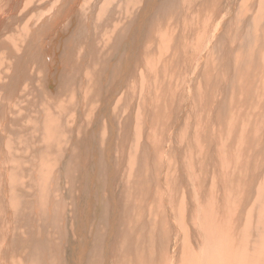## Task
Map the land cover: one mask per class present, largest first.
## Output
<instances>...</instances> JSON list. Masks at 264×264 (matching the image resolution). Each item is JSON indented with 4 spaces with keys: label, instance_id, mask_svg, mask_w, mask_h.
Listing matches in <instances>:
<instances>
[{
    "label": "bare ground",
    "instance_id": "obj_1",
    "mask_svg": "<svg viewBox=\"0 0 264 264\" xmlns=\"http://www.w3.org/2000/svg\"><path fill=\"white\" fill-rule=\"evenodd\" d=\"M63 1L65 4L71 1L69 8L57 6V0H0V63H5L0 67V264H170L168 259L171 264H264V170L255 169L256 160L264 162V0L256 10L260 22L254 38L248 37L244 28L251 20L236 15L241 8L235 9L238 0H222L220 14L217 10L213 12L206 30L195 25L189 30L209 34L202 36L199 53L189 46L187 49L171 46L173 38L183 35L188 39L185 31L190 24L185 19L190 13H198L194 0H188L187 4L186 0H124L126 8L135 2L143 5L135 6L134 17L129 21L97 9L99 4L111 0H84L88 8L77 10L76 4L81 0ZM206 1L210 5L211 0ZM229 6L230 11L225 10ZM70 16L64 29L62 25ZM179 16L183 28L172 26ZM233 27L241 38L234 43L228 42ZM145 28L150 29V33L169 30L165 31V36L172 37L171 45L167 38H160L158 46L162 51L166 48V58L154 55L152 61L164 63L157 79L168 72L166 64L172 66L173 55L180 69L188 66L186 71L170 72L178 84H173L171 78L163 80L164 85L159 86L153 82V73L140 71L144 58L139 54L150 37L142 35L135 39L133 36ZM255 42L262 45L254 47ZM169 50L173 51L171 55H168ZM78 51H83L80 56ZM223 52L238 56L240 65H235L231 57L223 58ZM181 58L185 59L184 63H179ZM54 60L56 68L51 67ZM215 60H218L215 72L220 63L217 75L220 81L216 83L207 81L215 72L205 69L209 65L212 68ZM113 74L117 81L108 86ZM239 74L243 75L241 83L237 82ZM198 78L207 82L203 94L215 99L214 110L221 111L220 116H216L220 123L218 129L227 131L225 139L221 136L218 149L214 147V138L219 130L211 131L212 142L205 163L200 159L197 141L196 151L185 154V145L192 141L189 128L179 121L183 113L178 119L176 107L173 110L176 127L169 142H174L179 155L172 150L168 155L177 158L182 171L187 167L192 171L177 170V176L169 185L171 192H164V188L162 194L150 198V180L141 181L140 175L142 162L151 159L153 151L151 153L140 139L134 169L128 171L125 155H122L120 161L117 158L118 170L113 168L109 176L102 178L96 176L108 168L107 155H117L113 147L110 148L116 135L120 136L122 153L132 145L134 110L142 101L148 102L144 97L150 99L159 88L167 95L178 85L179 101L194 112L185 99L193 103L190 96L198 93ZM52 87L63 88L61 91L70 98L62 109L53 106L58 103L54 97L46 105L42 104L40 88ZM88 87L96 103V110L92 111L94 117L77 115L69 123L65 122L68 111L82 107L83 93ZM104 88L111 94L104 92ZM232 88L230 100L234 104L227 103L224 108L221 104L217 106V96L222 101L224 91L230 94ZM114 95L123 97V105L115 113L111 100ZM18 103L21 119L14 121ZM171 103L172 100L163 107ZM227 112L231 113V120ZM151 114L147 112L140 121L151 120ZM75 132L85 145L71 149L64 156L48 152L59 142L62 133L71 138ZM198 134L201 132L192 136L199 139ZM202 135L208 137L210 133ZM225 147L232 149L226 152ZM183 149L184 155H180ZM37 151L40 153L35 154ZM84 153L92 159L99 158L101 168L90 164V158ZM220 153H238L245 160L252 153L253 164L244 167L239 164L243 167L240 184L225 186L224 191L219 192L218 184L215 190L210 189L208 169L213 170L215 162L218 164ZM75 154L81 156L77 162L71 159ZM189 160L192 163L187 166ZM195 163L199 164V169ZM201 167H205L204 172ZM123 173L133 177L132 188L139 193L126 208L128 189ZM217 179L220 180V173ZM105 184L110 192L101 197L99 192H105ZM147 191L142 199L141 195ZM233 192L236 198H241L246 214L241 209L236 213V204L240 203ZM225 193L227 196L223 197ZM210 199L218 200L223 207H212ZM226 199L232 200L229 207L224 206ZM83 200L86 210L76 239L67 221L76 223L72 204L79 208ZM152 200L156 218L152 223L147 218L135 222L133 212L147 213L153 208ZM178 200L183 206L184 218L173 205ZM199 202L208 204L203 211L200 206V213L195 214ZM85 226L90 228V233L83 232ZM91 227L96 228L92 231Z\"/></svg>",
    "mask_w": 264,
    "mask_h": 264
},
{
    "label": "rangeland",
    "instance_id": "obj_2",
    "mask_svg": "<svg viewBox=\"0 0 264 264\" xmlns=\"http://www.w3.org/2000/svg\"><path fill=\"white\" fill-rule=\"evenodd\" d=\"M187 1L188 0H186V4H187ZM194 1L196 2V6H198L197 7L198 13H190L191 18L189 17V14H188V18L185 19L186 20L185 22L188 25L190 24L188 26V28L186 29L187 32L185 31V33H187V35H188V39H184L183 35H182L179 39L173 38V43H172V37L169 38V37L165 36V33L167 31L169 32L168 29L162 30L159 33L158 32L150 33V29L148 30V28H145L144 30L141 29L140 31L135 33L133 36L135 39L140 38L142 35L144 37H147V36L150 37V41L148 42V45L144 46L143 51H140V54H139L140 57L144 58V63L142 64L144 66L142 67L143 69L141 68L140 71H142V70L144 72L150 71L151 73H153V82H157V84L159 86L164 85L163 80L172 78V75L170 74L171 71H173V72L177 71L178 72L180 70L186 71L189 69L188 66H185L182 69H180L179 66L176 64L175 56L173 55L170 58V63L172 64V66L166 64L168 66V68H167L168 72L164 76L158 77V79H157V75L159 74V69L161 68V65H164V63H161V61L153 62L152 58L154 55H158L160 58H166V48L164 49V51H162V50H159V47H158L160 44V41H162V39H160V38H163V39L167 38L168 39L167 42L169 41L170 45L172 43V45H171L172 49H178L179 47H183V46L187 49V47L189 46V48L192 51L199 53L200 48H201L200 44H201L202 36L207 37L209 34H205V33H203V31L201 34H197L193 30H191V31H189V30L192 28L193 25H195L200 30H204V28L206 30V27L210 25V22L212 20L213 12L215 10H217L220 14V5H221L222 0H211L210 5H208L206 0H194ZM261 1L262 0H238L236 2L235 9L238 7H241L240 10L238 12H236V15L238 17L244 19V20H247V21L251 20V22L246 24L244 27L245 32H246L248 37L254 38L255 28L258 25V23L260 22V18L257 17L256 10L260 9ZM70 4H71V1L65 4L63 0H57V6L61 5V8L62 7H68L69 8ZM136 5L143 6L142 3L135 2L130 8H126L124 6V0H111L110 3L103 2V3L99 4L97 9L106 10L107 12L112 13L114 16H118L119 18H122L126 21H129V20L133 19V17H134L132 11ZM190 6L192 8L195 7L193 5H190ZM231 6H233V5H231ZM231 6L226 7L225 10L230 11ZM251 7H253L254 10L251 9ZM79 8L80 9L88 8L86 6L84 0H81L79 3L76 4V10ZM71 18L72 17L70 16L65 20V23L62 25V27L64 29L67 27L66 24H69L67 22ZM175 21H176V24H173L172 26L176 25V26L183 28V22H182L181 16L177 17L175 19ZM238 24L241 25L242 23L239 22ZM172 26L169 23V29L170 30H171ZM234 27L232 29H230V31H229L228 42L234 43L235 39L241 40L239 34L234 30ZM252 42H253V40H252ZM146 44H147V40H146ZM154 45H156V47ZM253 45H254V47H260L262 44L259 42H255V43H253ZM152 48H156V49H152ZM263 48H264V43H263ZM71 51H73V50L71 49ZM82 52L83 51H78V55L80 56L82 54ZM172 52H173L172 50L171 51L169 50L168 55H171ZM222 55H223V58H226V57L233 58V60H235V65H240L238 62V56L229 55L226 52H223ZM210 56H215V55L211 54ZM145 59H147V60H145ZM188 59L191 60L192 58L188 57ZM173 62H175V63H173ZM184 62H185L184 58H181L179 61V63H184ZM217 62H218V60H215L212 68H211V65H209L205 69H211L212 72H215V67H216ZM4 64L5 63H3V61H2V63H0V67L4 66ZM49 66H51V65H49ZM51 67H53V68L57 67V63L55 60L53 61V66H51ZM114 74H115V71H114ZM114 74H113V77L111 78V80L108 81L109 82L108 86L113 85L117 81V80L114 81ZM218 74H220V63L217 65V71L213 74L212 79H208L207 81L211 82L213 80L214 83L218 82V80H219L217 78ZM197 81H198V84H197L198 93H196V96L195 95L193 97H192V95L190 96V99L194 100L193 103H191L185 99V102H187L190 106L193 107L194 112L191 109H188L185 103H181L179 101V99H178V97H179L178 85L175 88L171 89V90H174L173 91L174 93L172 91H170L169 94L163 95V92H161V88H159V89L155 90V94H153L150 97V99H148L147 97H144V100L148 101V102L145 103L144 101H142L141 104H139V106L136 107V109L134 110V122L131 126V128H134V135L131 136L133 139L132 145L124 153H122V150L120 148V136L116 135L112 140L110 148L112 146L114 153H116L117 155H114V154L113 155H111V154L107 155V158L109 159L108 168L105 169L104 171H99L96 174V176L102 178L104 175L109 176V174L113 168L115 170H118L119 164L117 163V158L120 161V156H122V155H125L124 164H125V167L128 169V171L134 169L136 166V162H137V157H136V155H137V140L140 139L142 142H144L147 145V147H149L151 153L153 151V153L151 155V159L145 160L144 162H142V165H143L142 174L140 175L141 181L146 180V179L150 180V185H149V189L151 190L150 198H152V196H158V195L162 194L164 188H165L164 192H167V193L171 192L169 185H171V183H173L175 176H177L176 171L178 170L179 172H188V173L192 171V169L189 167H187V170L182 171L179 168L180 163L178 162L177 158L173 154L168 155L170 150L174 151L176 155H179L178 152L176 151L175 147H174V144H173L174 142H172V141L169 142V140L173 134V131L176 127V124L173 121V116H174L173 110L176 107L178 109L177 110L178 119H179L180 114L183 113V118L179 121L182 122L183 124H185L189 128V131H190L189 138L194 143L193 144L192 142H189L188 144L185 145V147H186L185 154L190 155V153H192L193 151H196V147L194 145L197 141V145H198L199 149H201V151H199L201 154L200 159L205 163L207 160L206 158L208 157V154H209L208 152L210 150V144L212 142L211 131L219 128L220 123L216 119V116H220L221 111L214 110L215 108L213 106V102H215L214 101L215 99L210 97V95L203 94V90H204L203 86H205V83H207V82L205 80H201L200 78H198ZM242 81H243V75L239 74V80H237V82L241 83ZM171 82L175 85L178 84V80H176L174 78L171 79ZM230 83H232V81ZM87 84H89L88 81H87ZM131 84H135V83L131 82ZM62 89L63 88L59 89L57 87H52L49 90L47 88H40L39 94H40L41 99H42V104L46 105L54 97L55 99L58 100V103L54 104L53 106L56 109H62L65 106V104L70 100V98H66L67 96L65 95L64 91H61ZM145 89L146 88H144V90ZM108 90H106L104 88V92L111 94L108 92ZM232 91H233V88H232L230 94L227 91H224L223 94L225 96L222 99V101L219 100V95H218L217 96L218 103L216 105L218 106L219 104H221V106L223 107V105L228 103L229 106H232L234 104L230 100V96L232 94ZM89 94H90V97H87V95H89ZM168 96H169V98H168ZM82 99H84L82 107L79 109L68 111L64 117L65 122L69 123L71 121L72 117L77 116V115H83V117H85V118L94 117V114L92 111L96 110V103L94 101L93 93L89 87L85 90V93H83ZM169 99L172 100L171 105L163 107L164 105H166L168 103V101H170ZM207 99H211L209 101V103L206 101ZM111 100L113 102V112L115 113L116 110H118L119 108L122 107L123 97L121 95H119V97H118V95H116V96L114 95L111 97ZM20 109H21V107L19 106V103H18L17 107L15 109L16 113L12 118L14 121H19L21 119L18 116ZM147 112H152L151 120H147L148 119L147 118L145 121H140L143 116H147ZM127 113H128V110H127ZM200 114L202 115V119H201ZM203 115H207V116H204L205 117L204 118ZM231 117H232L231 113L227 112V118L229 120H231ZM221 118H222V116H221ZM215 121H218V122H217V125L213 128V127H211V125L214 124ZM196 123H198V124H196ZM197 125H199V126L196 127ZM209 128H210V130H209ZM218 130H219V133L217 135H215V138H214V139H216L214 141V147L216 149H218V146H220V144H221L220 143L222 141L221 136L224 139L227 136L226 130H222V131L220 129H218ZM197 132H201V134H198L199 139H196L194 136H192V135L196 134ZM205 132H207V133L209 132L210 135H208V137L203 136L202 134H204ZM63 134L64 133H62L60 135L59 142L51 150L48 151L50 154H53L55 156H64L65 154H69L71 149H78L80 146L86 144L81 139L80 135L76 132L74 133V135L71 138L68 137V134H65V135H63ZM137 134H139V135H137ZM164 134H165L167 139L164 137ZM30 137L33 138L31 135H30ZM168 142H169V145H168ZM160 143H161V145H159ZM202 148H203V150H202ZM157 149H158V151H157ZM231 149L232 148H230V147L223 148V150L226 152H229ZM160 152H161V154H160ZM38 153H40V152L37 151L35 154H38ZM83 155L86 157H89L85 153ZM180 155H184V149L180 152ZM80 158H81V156L78 154H75L74 156L71 157V159L74 162H77ZM216 160H217V156H216ZM170 161H171V164H170ZM188 162H187V166L190 165V163H192L191 160H189ZM251 163L253 164L252 153H250V157L247 160H245L238 153H227L224 155L221 153L218 154V164H216V162H215L213 170L208 169L210 171V176H209V185H211L210 189L215 190L217 187V184H218V188H219V192H220L221 190L224 191L225 186L229 187L230 185H232V187H233L234 185L240 184V183H238V180L242 175L244 165L247 164V166H248V165H251ZM90 164H97V165H99V168H101V166H102L99 158H97V160L90 158ZM239 164H242L243 167L238 166ZM195 165H196V167L198 166V168H196V169H199V164L195 163ZM262 167H263V169H262ZM200 169L202 170V172H204L205 167H201ZM255 169L261 170V171L264 170V162H262L261 160H256ZM167 172H169V173L167 174ZM218 173H220V180L219 181L217 179ZM245 173H248V172H245ZM248 174H253V173H248ZM171 175H172V177L173 176L174 177L172 178ZM164 177H166V178H164ZM167 177L169 180L167 179ZM124 179H125L127 189H128L127 194H125V197H126L125 208H126L128 203L130 201H132L134 199V197L137 196L139 193L136 192L132 188V182H133L132 176L124 174ZM218 182H220V183H218ZM79 183H80V181L78 180L77 186ZM158 186H161L162 190L160 188H158ZM103 188L105 189V192H103L102 190H100V192H99L101 197H105L106 195H108V192H110L106 188V184H105V187H103ZM166 189H168V190H166ZM186 189H187V187L184 189L185 195H186ZM147 193H148V191L145 194L143 193L141 195L142 199L144 196L147 195ZM233 195H234V192H233ZM222 196L223 197L227 196V193L223 194ZM234 197H235V195H234ZM236 199H237L236 201L240 203V204H236V208H237L236 213H238L237 211H239L241 209L242 213L246 214L247 213L246 208L244 207V204H243L241 198H236ZM231 201L232 200H230V199H226L224 206L229 207L228 203H230ZM209 202L211 203L212 207L217 208L219 205H220L219 208L223 207L221 202H218V200H216V199H210ZM178 203H176L174 201L173 205H174L175 209L179 212L180 217L184 218L183 206L179 200H178ZM141 204H143V203H140V205ZM207 204H208L207 202H199V205L194 210V213L199 214L200 213V206H201V209L203 211V208L206 209ZM152 205H153V208L150 211H148L147 213H144L142 215H141V212L138 213V215L133 212V217H134L135 222L139 223L142 218H147L149 220V222L152 223V221L156 218L154 216V212H155L156 207H155L153 200H152ZM67 207H69V206H67ZM177 207H178V209H177ZM72 208L77 215V218L75 220L76 223L67 221V224L70 225V227H71V235L75 236V238L78 239L79 232L82 229L81 224H82L83 219H81V217H82V215L83 216L85 215L86 201L83 200L80 203L79 208L75 204H72ZM179 209L180 210L182 209L181 210L182 214L180 213ZM236 215L234 218H236ZM48 221H49V219L47 218V222ZM92 221H93V223L95 222L97 224L96 221H94V220H92ZM85 227H86V229H85ZM85 227L83 229V232H84V230L85 231L87 230L88 233H90V228L88 226H85ZM64 228H66V225H64ZM91 229H92V231L94 230L92 227H91ZM23 254H24V252H23ZM167 263L171 264V260L168 259Z\"/></svg>",
    "mask_w": 264,
    "mask_h": 264
}]
</instances>
